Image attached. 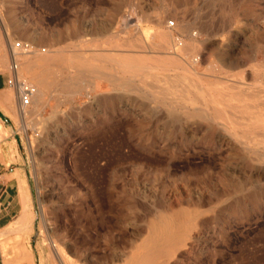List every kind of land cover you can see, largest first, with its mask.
Segmentation results:
<instances>
[{
    "label": "rangeland",
    "instance_id": "1",
    "mask_svg": "<svg viewBox=\"0 0 264 264\" xmlns=\"http://www.w3.org/2000/svg\"><path fill=\"white\" fill-rule=\"evenodd\" d=\"M0 16L12 41L44 47V55L59 47L54 53L67 62L52 60L42 67L36 60L29 73L28 56L20 57V78L30 84L46 78L47 94L42 110L30 104L23 117L14 106L36 219L31 239L0 234L7 250L4 264L26 261L18 256L23 244L32 255L36 248L37 264H61L53 253L56 240L65 264H126L140 258V264H264V129L245 131L231 120L247 116L242 105L264 118V0H0ZM161 32L172 36L166 47ZM192 39L199 55L185 53V70L170 56L182 51L181 41ZM125 53L145 56L147 63L159 58L164 68L155 65L143 80L132 76L128 85H118L120 76L129 77L118 64ZM5 54L0 71L9 68L7 47ZM40 66L47 69L44 76ZM174 75L191 84L194 103L172 93L168 99L157 96ZM8 92L13 98V89ZM210 106L227 110L224 116L230 118L210 122L188 115L196 109L210 112ZM171 209L186 210L182 219H189L188 229L175 236L166 232L174 242L156 250L147 244L151 220ZM159 227L169 231L167 225Z\"/></svg>",
    "mask_w": 264,
    "mask_h": 264
},
{
    "label": "bare ground",
    "instance_id": "2",
    "mask_svg": "<svg viewBox=\"0 0 264 264\" xmlns=\"http://www.w3.org/2000/svg\"><path fill=\"white\" fill-rule=\"evenodd\" d=\"M165 11V10H164ZM121 18V17H120ZM128 18V17H127ZM143 20V19H142ZM153 20V19H152ZM154 22V21H153ZM139 23V22H138ZM133 24V23H132ZM206 25V24H205ZM138 28V27H137ZM101 29V28H100ZM197 29V28H196ZM103 30V29H102ZM124 30H126V29H124ZM96 31V30H95ZM108 31V30H107ZM204 31V30H203ZM207 31V30H206ZM137 32V31H136ZM169 32H170V30H169ZM193 32V31H192ZM197 32V31H196ZM200 32V31H199ZM199 32H197V33H199ZM209 32V31H208ZM102 34V33H101ZM116 34V33H115ZM135 34V33H134ZM138 34V33H137ZM152 34V33H151ZM156 34V33H155ZM208 34V33H207ZM78 35L79 34H77V37H78ZM122 35V34H121ZM133 35V34H132ZM153 35H154V33H153ZM172 35H173V33H172ZM191 35V34H190ZM194 35H196V37H197V34H194ZM193 35V37H195ZM213 35V34H212ZM211 35V36H212ZM136 36V35H135ZM138 36V35H137ZM151 36V35H150ZM159 36H160V39H161V47H166L167 46V44H168V40L171 38L172 39V36L170 35V34H168V33H164V32H161L160 34H159ZM187 36V35H186ZM189 36V35H188ZM188 36H187V39L189 40L190 38H188ZM209 36V35H208ZM139 37H140V35H139ZM152 37V36H151ZM157 37V36H156ZM192 37V36H191ZM122 38H124V37H122ZM131 38V37H130ZM118 39H120V38H118ZM139 39V38H138ZM137 39V40H138ZM153 39V38H152ZM180 39V38H179ZM122 40V39H121ZM127 40V39H126ZM136 40V39H135ZM177 40V39H176ZM116 41V40H115ZM139 41V40H138ZM150 41V39L148 40V42ZM174 41V40H173ZM129 42V41H128ZM133 42H134V40H133ZM132 42V43H133ZM151 42V41H150ZM179 42H180V40H179ZM15 43V41H12V37H11V35H10V33H8L7 31H6V26L4 25V21H2V18H1V16H0V50H1V54H0V61H2V60H4V58L6 59V54H5V49H6V47H7V50H9V56H10V51H11V49L13 48V44ZM106 43V42H105ZM121 43V42H120ZM120 43H118V44H120ZM140 43V42H139ZM48 44H50V43H48ZM124 44V43H123ZM125 44H126V41H125ZM148 44V43H147ZM150 44V43H149ZM148 44V45H149ZM156 44V43H155ZM175 44V43H174ZM181 44H183L182 46H180V47H182V51L180 52V53H176V55L174 56V55H172V56H170V58L172 59V60H176L177 61V63H178V65L179 66H182L185 70H188V67L186 66V65H184L185 63H184V60H182L183 58L185 59V58H187V56L185 55V53L186 54H191V55H193V53L194 52H196V50H198L199 49V44H197V42L194 40V39H192V40H190V41H187L185 44L184 43H182V41H181ZM113 45V44H112ZM112 45H110L111 47H112ZM128 44H126V46H127ZM129 45H131V44H129ZM135 45H136V43H135ZM142 45V44H141ZM178 45V44H177ZM78 46V45H77ZM77 46H76V48H77ZM114 46V45H113ZM119 46V45H118ZM136 46H138V44L136 45ZM197 46H198V48H197ZM122 47V46H121ZM54 48H59V47H54ZM54 48H52V49H49L48 50V52L47 53H45V55L44 54H42V52L44 53L45 52V50L44 51H35V52H33V53H28V54H20V55H18L17 56V60H18V65H19V67H18V76L20 77V73H19V71H20V68H21V66H22V61L20 62V57H22V56H24V57H26V56H28V58L26 57V61L25 60H23V61H25V70L26 71H28L29 73L31 72V71H33L34 70V63L36 62V60L38 61V63L43 67L44 65L46 66L47 64H49L52 60H55L57 63H60V62H64L65 60H64V56H63V54L62 53H60V52H57V53H54ZM75 48V46H74V49H76ZM113 48H116V47H113ZM132 48H135L136 49V47H132ZM158 48V47H157ZM179 48V47H178ZM111 49V48H110ZM109 49V50H110ZM125 49V48H124ZM150 49H152V48H150ZM154 49V48H153ZM180 49V48H179ZM61 50H62V48H61ZM60 49H59V51H61ZM120 50V49H119ZM132 50V49H131ZM75 51V50H74ZM116 51H118V50H116L115 49V52ZM122 51V50H121ZM152 51V50H151ZM154 51H155V49H154ZM179 51V50H178ZM256 51V50H255ZM61 52H64V51H61ZM66 52V51H65ZM67 52H69V51H67ZM80 52V51H79ZM103 52V51H102ZM107 52V51H106ZM115 52H113V53H115ZM120 52V51H119ZM123 52V51H122ZM140 52V51H139ZM144 52V51H143ZM104 53H105V51H104ZM108 53H109V51H108ZM130 53H132V52H130ZM153 53V52H152ZM152 53H151V55H152ZM156 53V52H155ZM173 53V52H172ZM255 53V52H254ZM70 54V53H69ZM79 54V53H78ZM97 54V53H96ZM102 54V53H101ZM144 54V53H143ZM157 54V53H156ZM185 55L186 57H184V56H182V55ZM194 54H196L197 56L199 55V54H197V53H194ZM75 55V54H74ZM76 55H77V53H76ZM94 55V54H93ZM103 55V54H102ZM110 55V54H109ZM142 55V54H141ZM66 56V55H65ZM78 56V55H77ZM96 56V55H95ZM108 56V55H107ZM163 55H161V57H162ZM165 56V55H164ZM81 57V56H80ZM83 57V56H82ZM103 57V56H102ZM116 57V56H115ZM195 57V56H194ZM194 57H192V58H194ZM256 57V56H255ZM8 58V57H7ZM10 58V57H9ZM23 58V57H22ZM67 58V57H66ZM72 58V57H71ZM97 58H99V57H97ZM106 58V57H105ZM109 58H111V57H109ZM145 59V56L144 57H141V56H136V55H134V54H121L120 55V57H119V59H118V64H119V68H121V72L122 73H128L129 74V77H127V78H125V77H123V76H120L119 77V84L118 85H123L124 86V84L123 83H125V84H127L128 85V83H130L131 82V78H132V76H134V77H138V76H145V74L147 73V71H148V69H150V68H152L153 66H159V67H162V68H164V64H163V62L161 61V59H159L157 56H156V58H158V60H156V63L155 62H151L150 61V63H147V61H145L144 59ZM196 58V57H195ZM250 58H251V56H250ZM25 59V58H24ZM83 59V58H82ZM95 59V58H94ZM101 59V58H100ZM104 59V58H103ZM112 60H113V58H111ZM116 59V58H115ZM114 59V60H115ZM163 59V58H162ZM164 59H165V57H164ZM163 59V60H164ZM200 59V58H199ZM252 59H254V57H252ZM256 59V58H255ZM155 60V59H154ZM181 60V61H180ZM67 61H69L70 62V60H68L67 59ZM83 61V60H82ZM89 61V60H88ZM106 62H107V60H105ZM175 61V62H176ZM188 63H189V61L188 60H186ZM199 61V60H198ZM197 61V62H198ZM237 61V60H236ZM66 62V61H65ZM68 62V63H69ZM85 62V61H84ZM100 62V61H99ZM165 62V61H164ZM170 62V61H169ZM173 62V61H172ZM171 62V64L172 65H174L173 63ZM229 62V61H228ZM227 62V63H228ZM231 62V61H230ZM238 62V61H237ZM244 62V61H243ZM251 62V61H250ZM224 63H226V62H224ZM249 63V62H248ZM254 63H256V62H254ZM253 63V64H254ZM261 63V62H260ZM263 63V62H262ZM4 64V63H3ZM66 64H67V62H66ZM71 64L73 65V66H75L76 68H78L77 66L79 65L78 63L76 64V60L75 59H72L71 60ZM70 64V65H71ZM76 64V65H75ZM94 64V63H93ZM176 64V63H175ZM191 64H192V61H191ZM194 64V63H193ZM198 64V63H197ZM264 64V63H263ZM55 65V64H54ZM92 65V64H91ZM98 65H99V63H98ZM171 65V66H172ZM177 65V64H176ZM239 65V64H238ZM248 65V64H247ZM249 65H250V63H249ZM3 66V65H2ZM40 66V67H41ZM62 66V65H61ZM64 66V65H63ZM85 66V65H84ZM83 66V67H84ZM88 66H90V65H88ZM114 66V65H113ZM245 66V65H244ZM243 66V67H244ZM252 65H250V67H251ZM256 66V65H255ZM255 66H253V67H255ZM261 66H264V65H261ZM41 67V68H42ZM66 67H67V65H66ZM108 67V66H107ZM168 67V66H167ZM174 67H175V65H174ZM194 67V66H193ZM242 67V66H241ZM240 67V68H241ZM257 67H259V65H257ZM257 67H255V68H257ZM6 68V67H5ZM35 68H36V66H35ZM56 68V67H55ZM97 68V67H96ZM100 68V67H99ZM113 68V67H112ZM115 68V67H114ZM118 68V69H119ZM178 68V67H177ZM252 68V67H251ZM261 68V67H260ZM3 69V68H2ZM37 69L38 68H36V71H37ZM69 69V68H68ZM78 69H80V68H78ZM98 69V68H97ZM106 69V68H105ZM105 69H103L104 71H105ZM117 69V68H116ZM156 69V68H155ZM244 69H245V67H244ZM40 70V69H39ZM90 70H91V72H97V74H98V71L94 68V67H91L90 68ZM99 70V69H98ZM161 70V69H160ZM170 70V69H169ZM195 70H196V68H195ZM78 71V70H77ZM175 71V70H174ZM261 71V70H260ZM259 71V72H260ZM28 72H26V75H27V73ZM34 72V71H33ZM46 72H47V69L46 68H42V70H41V73H42V75L44 76L45 74H46ZM76 72V71H75ZM90 72V73H91ZM99 72H101V71H99ZM106 72V71H105ZM119 72V71H118ZM156 72V71H155ZM160 72V71H159ZM165 72V71H164ZM167 72V71H166ZM173 72V71H172ZM180 72V70L178 71V73ZM181 72H182V70H181ZM28 73V75H31V74H29ZM117 73V72H116ZM168 73V72H167ZM190 73V72H189ZM195 73V72H194ZM22 74V73H21ZM77 74V73H76ZM89 74V73H88ZM97 74H94V76L95 75H97ZM99 74H101V73H99ZM98 74V75H99ZM159 74V73H158ZM180 74V73H179ZM25 75V74H24ZM33 75H34V73H33ZM111 75V74H110ZM148 75H150V74H148ZM152 75V74H151ZM77 76V75H76ZM81 76V75H80ZM105 76V75H104ZM112 76V75H111ZM154 76V75H153ZM152 76V77H153ZM186 76V75H185ZM262 76V75H261ZM260 76V77H261ZM41 77V76H40ZM47 77V76H46ZM49 77V76H48ZM63 77V76H62ZM98 77V76H97ZM140 77H138V78H140ZM155 77V76H154ZM240 77V76H239ZM37 78V77H36ZM52 78H53V76H52ZM58 78H60L59 76H58ZM82 78V77H81ZM102 78V77H101ZM142 78V80H143V77H141ZM146 78H148L147 76L146 77H144V79H146ZM162 78V77H161ZM191 78V77H190ZM243 78V77H242ZM46 79V78H45ZM44 79V81H46ZM49 79V78H48ZM54 79V78H53ZM63 79V78H62ZM78 79H80V78H78ZM220 79V78H219ZM246 79V78H245ZM264 79V78H263ZM70 80H72V79H70ZM83 80H84V78H83ZM105 80H107V79H105ZM113 82H116V79L115 78H113V79H111ZM134 80V79H133ZM141 80V79H140ZM167 81H168V85L166 86V89H167V91H162L161 89H160V91H158L157 89V91H158V94H157V96H165L166 94H171V95H173V94H175L178 98H181V99H183V100H188V99H190V100H192V101H190L189 100V102L187 101V104L189 103V104H191V102H193L194 100H193V98L189 95V93H190V87H192L191 86V84L189 83V81H188V83L189 84H187V82H185V78L183 77V76H179V75H174V76H168L167 77V79H166ZM248 80V79H247ZM260 80V79H259ZM44 81H43V79H38V81H34L35 82V84H32L34 87H35V93L33 94V96H32V99H31V105H32V107L34 108V110H42V108H43V106L45 105V103H46V99H45V97H46V94H47V92H46V89H44L45 88V86H43V84H44ZM52 81H54L55 82V80H52ZM58 81V80H57ZM87 81V80H86ZM85 81V82H86ZM258 81V80H257ZM65 82H66V80H65ZM84 82V81H83ZM90 82V81H89ZM166 82V81H165ZM260 82H261V80H260ZM49 83H51V81L50 82H48L47 84H49ZM111 83V82H110ZM157 83V82H156ZM162 83V82H161ZM185 83V85H182V84H184ZM46 84V83H45ZM52 84V83H51ZM50 84V85H51ZM62 84H63V82H62ZM77 84H78V82H74V88L73 89H75L76 88V86H77ZM136 84V83H135ZM143 84V83H142ZM203 84V83H202ZM207 84V83H206ZM262 84V83H261ZM61 85V84H60ZM131 85V84H130ZM133 85V84H132ZM46 86H48V85H46ZM58 86V85H57ZM69 86H71V85H69ZM69 86H67V87H69ZM83 86V85H82ZM90 86V85H89ZM138 86V85H137ZM145 86V85H144ZM160 86L162 87L163 85H161L160 84ZM244 86H246V85H244ZM258 86V85H257ZM79 87V86H78ZM143 87V86H142ZM148 87V86H147ZM195 87V86H194ZM193 87V88H194ZM47 88H49V87H47ZM56 88V87H55ZM83 88V87H82ZM89 88V87H88ZM87 88V89H88ZM133 88V87H132ZM157 88V87H156ZM196 88V87H195ZM224 88V87H223ZM237 88V87H236ZM253 88V87H252ZM257 88V87H256ZM255 88V89H256ZM260 88V87H259ZM72 89V90H73ZM120 89V88H119ZM135 89H136V87H135ZM200 89V88H199ZM218 89V88H217ZM216 89V90H217ZM249 88H247V90H248ZM68 90H69V88H68ZM152 90V89H151ZM155 90V91H156ZM165 90V89H164ZM214 90V89H213ZM221 90V89H220ZM236 90H239V88L238 89H236ZM245 90V89H244ZM262 90V89H261ZM70 91V90H69ZM90 91V90H89ZM122 91V90H121ZM126 91H127V89H126ZM136 91V90H135ZM149 91V90H148ZM195 91H197V90H195ZM0 92H1V90H0ZM211 92V91H210ZM219 92V91H218ZM217 92V93H218ZM237 92V91H236ZM263 92V91H262ZM13 93V92H12ZM49 93V92H48ZM66 93V92H65ZM69 93V92H68ZM76 93V92H75ZM152 93V92H151ZM194 93V92H193ZM197 93V92H196ZM200 93H201V91H200ZM245 93H246V90H245ZM245 93L244 94H242V93H239V91L236 93V95H245ZM14 94H15V92H14ZM219 94H221L220 92H219ZM249 94V93H248ZM1 95V94H0ZM69 95V94H68ZM154 95V94H153ZM153 95H151V96H153ZM170 95V96H171ZM223 95V94H222ZM14 96V95H13ZM248 96V95H247ZM246 96V97H247ZM253 99L255 98V96H256V93H255V91H254V93H252L251 95H250ZM166 97V96H165ZM174 97V96H173ZM176 97V98H177ZM218 97V96H217ZM217 97H216V99H217ZM223 97V96H222ZM1 98V97H0ZM155 98V97H154ZM167 98V97H166ZM202 98V97H201ZM239 98V97H238ZM237 98V100H239ZM251 98V99H252ZM258 98V97H257ZM15 99V98H14ZM49 99V98H48ZM47 99V100H48ZM165 99V98H164ZM168 99V98H167ZM250 99V100H251ZM17 100V99H16ZM154 100V99H153ZM156 100V99H155ZM177 100V99H176ZM207 100V99H206ZM256 100H258V99H256ZM260 100V99H259ZM6 101V100H5ZM157 101V100H156ZM162 101H164V100H162ZM168 101V100H167ZM173 101V100H172ZM212 101H216V100H211V102ZM249 101V100H248ZM197 102V101H196ZM195 102V103H196ZM204 102V101H203ZM208 102H210V101H208L207 100V103ZM219 103H222V104H225V105H227L228 104V102H224V101H218ZM233 102V101H232ZM242 102V101H241ZM251 102H254V101H251ZM260 102V101H259ZM259 102L257 103L256 102V104H259ZM263 102V101H262ZM166 103V102H165ZM178 103H179V101H178ZM184 103V102H183ZM194 103V102H193ZM206 103V104H207ZM231 103V102H230ZM238 103V102H237ZM18 104V103H17ZM177 104V103H176ZM186 104V103H185ZM205 104V103H204ZM205 104V105H206ZM243 104V103H242ZM254 104V103H253ZM6 105V104H5ZM16 105V104H15ZM47 105V104H46ZM127 105V104H126ZM184 105V104H183ZM182 105V106H183ZM204 105V106H205ZM215 105H217V104H215ZM1 106V105H0ZM173 106V105H172ZM250 107V105H242V107H244L242 110H240V112H242V113H247V116H242L241 118H232L231 120H233V121H236V122H241V124H242V127H243V129L245 130V131H249V132H253L254 130H256V129H258V128H262V129H264V118L262 117H258V115H257V113L255 114L253 111H249V107ZM259 106H260V104H259ZM11 107V106H10ZM16 107V106H15ZM195 107V106H194ZM198 107V106H197ZM202 107V106H201ZM208 107V106H207ZM211 107V106H210ZM256 107V106H255ZM12 108V107H11ZM17 108H18V106H17ZM177 108V107H176ZM187 108V106H185V108L184 109H186ZM188 108H190V107H188ZM193 108V107H192ZM199 109H200V107H198ZM204 108H206V106L204 107ZM251 108V107H250ZM28 109V108H27ZM30 109V108H29ZM172 109V108H171ZM175 109V108H174ZM173 109V110H174ZM180 109V108H179ZM183 109V110H184ZM194 110V111H192L191 110V112H189V114L188 115H190V116H199V118H202V119H204V120H206V121H210V122H215L216 120H220V119H222V120H224V119H227V118H230V117H225L224 116V114L227 112V110H225V109H223V108H221L220 107V109H213L212 110V107H211V110L212 111H210V112H207V111H202L201 112V110ZM207 109V108H206ZM10 110V109H9ZM8 110V111H9ZM13 110H14V107H13ZM124 110V109H123ZM166 110L168 111V109L166 108ZM204 110V109H203ZM5 111V110H4ZM178 111V110H177ZM177 111H175V112H177ZM260 112V111H259ZM12 113H13V111H12ZM23 113L24 114H27L28 112H27V110H26V108H24L23 109ZM24 114H23V116H24ZM123 114H124V111H123ZM127 114V113H126ZM180 114V113H179ZM231 114V113H230ZM258 114H260V113H258ZM20 115L22 116V113H20ZM183 115H184V113H183ZM236 115V114H235ZM22 116V117H23ZM131 116V115H130ZM260 116H262L261 114H260ZM187 117V116H186ZM189 117V116H188ZM177 118V117H176ZM191 118V117H190ZM195 117H193V121L195 120L194 119ZM261 118V119H260ZM251 119H253V121L254 122H250V123H246L244 120H248V121H250ZM187 120V119H186ZM188 120H189V118H188ZM190 121V120H189ZM205 121V122H206ZM222 122H224V121H222ZM200 123V122H199ZM220 123V122H219ZM192 124V123H191ZM213 124V123H212ZM217 124V123H216ZM227 124V123H226ZM3 125V124H2ZM192 125H194V123L192 124ZM206 125V124H205ZM224 125V124H223ZM234 125V124H233ZM232 125V126H233ZM199 126V125H198ZM219 126H221V125H219ZM231 126V125H230ZM235 126V125H234ZM225 126H223V128H224ZM229 127V126H228ZM236 127V126H235ZM196 128V127H195ZM208 128V127H207ZM234 128V127H233ZM215 129V128H214ZM221 129H222V127H221ZM238 129V128H237ZM241 129V128H240ZM239 129V130H240ZM212 130H213V128H212ZM223 130H225V129H223ZM228 130H230V129H228ZM4 132H5V129L3 130ZM233 131V130H232ZM235 131V130H234ZM7 132V131H6ZM218 132V131H217ZM222 132V131H221ZM228 133L230 134L231 132H229L228 131ZM235 133V132H234ZM233 132H232V136L234 137V135L236 136V134H234ZM242 133V132H241ZM216 134V133H215ZM250 134V133H249ZM256 134V133H255ZM262 134V133H261ZM217 135V134H216ZM231 135V134H230ZM238 135H240V134H238ZM248 135V134H247ZM257 135V134H256ZM246 136V135H245ZM252 136V135H251ZM0 137H1V135H0ZM264 137V136H263ZM223 138V137H222ZM236 138V137H235ZM243 138V137H242ZM251 138V137H250ZM254 138H255V136H254ZM253 137H252V139H254ZM259 138V137H258ZM221 139V138H220ZM244 139V138H243ZM247 139V138H246ZM219 140V139H218ZM217 140V141H218ZM233 140V139H232ZM238 140H240V139H238ZM261 140V139H260ZM234 141V140H233ZM247 141V140H246ZM249 141V140H248ZM253 141V140H252ZM222 142V141H221ZM225 142V141H224ZM234 142H236V140L234 141ZM239 142V141H238ZM258 142H259V140H258ZM261 143H263L264 142V140H263V142H262V140L260 141ZM259 142V143H260ZM240 143V142H239ZM241 143H242V141H241ZM251 143V142H250ZM257 143V142H256ZM235 144V143H234ZM238 144V143H237ZM251 144H253L254 145V143H251ZM241 146H244V143H243V145L242 144H240ZM252 145V146H253ZM248 146H249V144H248ZM247 146V147H248ZM256 146V145H255ZM254 146V147H255ZM260 146V145H259ZM247 147H245V148H247ZM250 148V147H249ZM252 148V147H251ZM258 148V147H257ZM251 150V149H250ZM256 150H258V149H256ZM253 151V150H252ZM251 153V152H250ZM253 153V152H252ZM254 154H256V153H254ZM260 159V158H259ZM212 198V197H211ZM216 198V197H215ZM213 199V198H212ZM177 202H179V201H177ZM190 202V201H189ZM170 204H171V202H170ZM180 205V204H179ZM182 205V204H181ZM167 206V205H166ZM173 206V205H172ZM160 207V206H159ZM176 208V207H175ZM178 208H180V207H178ZM161 209H163V208H161ZM186 209V208H185ZM166 210V209H165ZM164 210V211H165ZM171 210H173L171 213H166V214H163V213H161V214H157L158 216H156V218H154L153 220H151V231H150V234H149V236L147 237L148 238V240H147V244L149 245V246H151V247H153L154 249H156V250H164V248L165 247H167V246H169V245H171L173 242H174V240H175V238H170L169 239V237L167 238V236H166V232H171L170 230H173V232H174V236H175V234H177V232L179 233V231L178 230H187L188 228H187V222L186 221H188V220H186V221H184L182 218L184 217V216H186L187 217V215H185L186 214V210H184V209H179V210H175V209H171ZM150 212V211H149ZM189 213V212H188ZM190 214V213H189ZM191 215V214H190ZM145 216H149L150 217V215H145ZM153 216V215H152ZM195 216V215H194ZM148 218V217H147ZM192 220V219H191ZM164 224V225H167L168 226V228H169V231H164V230H162L160 227H159V224ZM25 229H27V228H25ZM148 232V231H147ZM184 232V231H183ZM1 234H4V232H2ZM147 235V234H146ZM182 235H184V234H182ZM187 238V237H186ZM183 239V238H182ZM146 240V239H145ZM56 241H58V240H56ZM52 242V247H53V253H55L56 255H57V257H58V259H59V261H60V263L61 264H65V261H64V257H62L63 256V254H64V250H63V248H62V246H61V244L60 243H57V242ZM144 244V243H143ZM1 252H2V257L3 256H5L6 255V253H7V250H6V247H5V244H4V242L2 241L1 242ZM51 246V245H50ZM42 251V250H41ZM149 251H150V249H149ZM159 254H160V252L159 251H157ZM156 252V253H157ZM154 254H156L155 252H153ZM67 254V253H66ZM145 254V253H144ZM154 254L152 255L153 257H154ZM157 255V254H156ZM155 255V258H157V256ZM18 256L20 257V258H23L24 260L26 259V260H28V261H30V262H33V255H32V252L30 251V249L28 248V246L25 244H23V245H21L19 248H18ZM128 256V255H127ZM17 257V256H16ZM140 258V257H139ZM145 258V257H144ZM155 258H154V260H155ZM141 259V258H140ZM140 259H137L135 262H134V259L133 260H127L126 261V264H140V262H141V260ZM69 260H70V258H69ZM147 261H149V260H147ZM152 261H153V259H152ZM146 262V261H145ZM150 263H151V260L149 261ZM155 262V261H154ZM142 263H144V261H142ZM146 263H148V262H146ZM149 263V264H150Z\"/></svg>",
    "mask_w": 264,
    "mask_h": 264
},
{
    "label": "crops",
    "instance_id": "3",
    "mask_svg": "<svg viewBox=\"0 0 264 264\" xmlns=\"http://www.w3.org/2000/svg\"><path fill=\"white\" fill-rule=\"evenodd\" d=\"M7 76L8 70L0 71V234L2 232L27 234L28 239H31L36 209L33 189L26 170L22 137L13 117V107L18 103L17 95L15 90L7 85ZM8 88L15 92L13 98ZM2 239L4 238L0 237V244ZM35 251L37 252L36 248ZM35 251L33 262L26 260L19 264H37ZM0 264H4L1 245Z\"/></svg>",
    "mask_w": 264,
    "mask_h": 264
},
{
    "label": "built area",
    "instance_id": "4",
    "mask_svg": "<svg viewBox=\"0 0 264 264\" xmlns=\"http://www.w3.org/2000/svg\"><path fill=\"white\" fill-rule=\"evenodd\" d=\"M168 24L171 26L173 24L172 20ZM44 50V47H38L31 42L16 40L10 51V63L6 83L16 92L20 113H23V109L30 105L32 96L35 93V87L18 76L19 63L17 56Z\"/></svg>",
    "mask_w": 264,
    "mask_h": 264
}]
</instances>
